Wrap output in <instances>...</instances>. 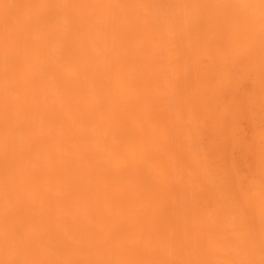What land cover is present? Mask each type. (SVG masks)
Segmentation results:
<instances>
[{"label":"bare ground","instance_id":"6f19581e","mask_svg":"<svg viewBox=\"0 0 264 264\" xmlns=\"http://www.w3.org/2000/svg\"><path fill=\"white\" fill-rule=\"evenodd\" d=\"M0 264H264V0H0Z\"/></svg>","mask_w":264,"mask_h":264}]
</instances>
